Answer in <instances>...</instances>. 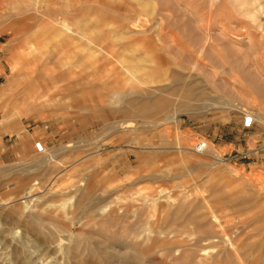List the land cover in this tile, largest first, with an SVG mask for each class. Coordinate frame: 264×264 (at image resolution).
<instances>
[{
	"label": "rangeland",
	"instance_id": "1",
	"mask_svg": "<svg viewBox=\"0 0 264 264\" xmlns=\"http://www.w3.org/2000/svg\"><path fill=\"white\" fill-rule=\"evenodd\" d=\"M255 115L264 0H0V264H259Z\"/></svg>",
	"mask_w": 264,
	"mask_h": 264
},
{
	"label": "bare ground",
	"instance_id": "2",
	"mask_svg": "<svg viewBox=\"0 0 264 264\" xmlns=\"http://www.w3.org/2000/svg\"><path fill=\"white\" fill-rule=\"evenodd\" d=\"M181 2V1H180ZM204 19V18H203ZM145 20V19H144ZM208 21V20H207ZM206 21V22H207ZM146 23V21H144ZM133 23V22H131ZM135 23V22H134ZM138 23V22H137ZM142 23V22H141ZM144 23V24H145ZM64 26L69 28V26L67 24L64 23ZM139 26V25H138ZM207 26V25H206ZM206 28V27H205ZM134 29V28H133ZM170 34V33H169ZM173 41L174 43L176 44V47L182 51H186V53L189 54V56H191L192 58L194 57V59H196V56H197V53L199 51V49L197 50V42H194L193 43V46H192V43H190L189 41H186L184 39H182L180 36L178 35H173ZM192 46V47H191ZM199 60V59H198ZM137 72V71H136ZM129 73V72H128ZM130 74L132 75L130 79L132 80H137L138 78L136 77V75H134L133 71L130 70ZM145 79V78H144ZM182 79H183V82H182V87L180 90H182V104L185 105V104H190L191 102H193V100H195V97L197 96V87L194 85V82L192 79V76H188L187 75V78H185L184 76H182ZM140 82V81H139ZM141 83V82H140ZM168 97L166 98H160V99H157V100H154V102H145L144 100H140V101H133L132 103L133 104H139V103H144L146 106H150L152 108V111H149L150 113H152L153 115H166L168 117H166L167 120H170V119H173V120H176L177 119V113H173V115H171V110L170 108L171 107H175L174 104H172L173 102L170 101V99H167ZM181 98V97H180ZM179 98V100H180ZM128 100V99H127ZM188 107V106H186ZM233 107H237V105H233ZM146 108V107H145ZM239 108V107H238ZM242 110H245L244 108H240ZM188 110V109H187ZM186 110V111H187ZM144 115V114H142ZM257 116L261 121L264 122V117H262V115H255ZM165 119V121H166ZM130 122H124L122 124H119V126L117 127V129H126V128H130L131 125ZM133 125V124H132ZM218 161H221L219 158H218ZM34 189V188H33ZM32 192V191H31ZM30 192V193H31ZM24 198V197H23ZM26 204H27V208L30 207L29 204H28V201H25ZM83 204V202H82ZM24 205V204H23ZM85 216V215H84ZM41 227V226H40ZM176 231V230H175ZM55 243L56 244V247L57 250L59 252H63V253H72L71 249H70V243L69 241L67 240V244H64L62 241L58 242L56 241ZM81 250V249H80ZM249 256V253H247V257ZM246 257V258H247ZM72 258H76L75 254L72 253ZM245 259V257H244ZM249 259V258H247ZM252 260V259H251ZM255 260V259H254ZM241 261V259H240ZM259 264H264V261L262 262H259Z\"/></svg>",
	"mask_w": 264,
	"mask_h": 264
},
{
	"label": "built area",
	"instance_id": "3",
	"mask_svg": "<svg viewBox=\"0 0 264 264\" xmlns=\"http://www.w3.org/2000/svg\"><path fill=\"white\" fill-rule=\"evenodd\" d=\"M208 148L207 142H199L196 146H195V150L198 153H203L205 152V150Z\"/></svg>",
	"mask_w": 264,
	"mask_h": 264
}]
</instances>
